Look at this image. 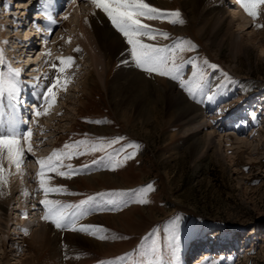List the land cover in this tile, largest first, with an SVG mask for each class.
Returning <instances> with one entry per match:
<instances>
[{
  "label": "rangeland",
  "instance_id": "rangeland-1",
  "mask_svg": "<svg viewBox=\"0 0 264 264\" xmlns=\"http://www.w3.org/2000/svg\"><path fill=\"white\" fill-rule=\"evenodd\" d=\"M40 1L21 0L17 9V1L0 0V49L7 64L23 69L21 65L33 48H37L34 59L39 54L45 56L42 51L48 42L51 62L57 57L74 58L67 69L73 78L66 85L67 94L62 90L52 110L40 118H35L34 99L26 98L29 104L25 106L20 102L27 90L24 81L39 79L35 72H21L20 100L14 109L8 98L0 102V119L7 121L14 116L21 131H32L31 143L37 147L32 152L35 156L27 159L26 154L20 172H28L36 181L37 160L62 149L65 143L97 141L100 137L123 139L104 151H86L91 145H81L76 150L84 155L64 160L78 172L70 178L46 171L51 177L48 186L66 189L49 193L48 199L69 205L93 199L69 209L66 227L57 228L51 221L41 242L33 238L31 228L35 225L36 230L45 223L47 209L38 202L40 196L45 199L44 192L37 194L35 202L40 205L32 214L28 211L25 216H16L20 198L29 190L35 191L36 186L27 184L14 166L9 168L4 162L10 175L7 190L0 184V200L6 203V209H0V264H132L141 257L145 264H264V26H257L264 25V5L254 20L238 4L243 17L251 20L246 27L252 25L242 30L240 21L222 23L218 16L210 15L220 1L226 9L223 15L230 16L232 0H146L161 10L181 13L183 24L143 19V23L169 34L167 38L143 39L169 48L183 42L186 50L177 54V63L183 62L180 79L191 77L193 65L205 73L204 86L193 98L181 87L180 79L150 74L135 64L147 79L156 80L154 86L130 85L122 92L114 89L116 84L124 85L125 65L132 61L131 46L101 10L105 23L89 21L96 9L91 0L56 3L61 9L56 20L62 22L51 27L52 32L44 31L51 34H34L32 46L20 44L19 54L25 59L17 65L13 60L16 48H9L8 25L14 27L17 41L23 40L25 26L19 27V22L26 16L21 17V7L27 9V19L33 22L39 17ZM7 10L18 13L16 22L5 17ZM115 39L121 40L122 47L114 48ZM77 47L80 51H75ZM73 51L78 54L73 55ZM171 86L191 103L211 107L216 100L213 114L200 115L195 121L177 118L176 103L169 98ZM125 95L130 96L129 101H124ZM223 95L225 99L219 100ZM237 116L241 117L234 121ZM206 121L214 125L212 130L223 131V137L206 135L212 131L209 129L200 130L199 124ZM39 132L45 140L36 144ZM129 154L131 158L126 159ZM149 184L151 190L143 194L147 203L126 202L127 195H118ZM87 225L103 231L91 235L78 230ZM66 231L69 236H64ZM71 236L79 240L68 243ZM128 253L132 254L129 259L117 260Z\"/></svg>",
  "mask_w": 264,
  "mask_h": 264
},
{
  "label": "snow or ice",
  "instance_id": "snow-or-ice-1",
  "mask_svg": "<svg viewBox=\"0 0 264 264\" xmlns=\"http://www.w3.org/2000/svg\"><path fill=\"white\" fill-rule=\"evenodd\" d=\"M75 3V0H72ZM239 6L244 12L252 17L254 20L260 14L261 6L264 5V0H237ZM91 3L96 9L101 10L111 24L126 38V42L130 45L129 54L134 64L148 72L156 73L161 76L170 77L173 80L180 79V71L182 68L181 63H177L178 53L185 51L183 42L176 43L174 47L169 48L167 46H156L152 43H145L144 37L150 40H155L157 36L164 38L168 37V33L162 30L150 27L148 24L143 23V19H167L169 23L183 24L181 13L179 10L164 11L159 8L153 7L146 0H91ZM45 19L50 23H56L53 16L45 10ZM67 19V17H64ZM262 27L264 25H257ZM70 42V41H69ZM75 51H80L77 47ZM46 55H50L46 53ZM59 65L53 63L51 69L53 71L52 78L49 80L46 90L42 94L44 101L49 107L54 104L58 98V90H67L66 85L69 82L67 76V69L74 64V58L72 56L57 57ZM126 62V61H123ZM0 102L4 98H8L12 101V107L14 109L15 103L19 102L20 91L22 82L19 77L23 71L20 68H13L6 63L3 49H0ZM210 67H216L210 65ZM191 77L188 80L180 79L181 87H183L189 95L195 98L198 91L204 86L205 73L199 67L193 65ZM62 77L64 78L62 80ZM211 99V97H209ZM41 114H47V110L43 113L41 111L36 112V116ZM94 123H102L103 121H91ZM20 122L17 121L14 116L7 121L0 119V184L7 185L8 175L10 172L4 167L6 161L9 168L14 166L17 172L22 170V165L25 159L26 153L33 152V146L31 143L32 131L30 129L21 131L19 127ZM122 137L115 138H97V141H76L72 145L65 143L62 149H54L52 153L46 158H40L37 160L39 165V171L37 172V179L39 183V189L44 192L45 199L40 203L45 205L47 212L43 219L51 220L55 223L57 228L66 227V220L70 217L69 209H77L85 204H88L93 198L88 197L87 200L80 201L79 205L63 204L59 200H50L47 198L49 193L66 191L63 187H50L48 181L51 177L46 175L47 172L55 173L59 176H68L78 174L77 170L72 165L64 164L65 159H71L73 156L84 155L85 152L78 151L81 145H91L86 148V151H104L106 148L117 143ZM131 147H137L136 145H130ZM69 149H72L69 151ZM131 158V154L125 157ZM96 163V161H93ZM116 166H119V162H116ZM86 167V166H84ZM66 169L61 171V169ZM152 186L149 184L145 188L139 190H130L129 193H119L118 195H127L128 201L147 203L146 199H143V194L150 191ZM103 195V193L99 194ZM77 230V229H73ZM81 232H87L91 235H96L97 231H103L98 226L87 225L78 229ZM100 239L106 237L100 236ZM178 239V237H177ZM152 252H156V248H152ZM132 256L131 253L126 254L123 257H118V261L129 259ZM101 264H112V262H101ZM132 264H145V261L141 257Z\"/></svg>",
  "mask_w": 264,
  "mask_h": 264
},
{
  "label": "bare ground",
  "instance_id": "bare-ground-1",
  "mask_svg": "<svg viewBox=\"0 0 264 264\" xmlns=\"http://www.w3.org/2000/svg\"><path fill=\"white\" fill-rule=\"evenodd\" d=\"M15 1H17V3H18V6L19 7H16L17 9L18 8H20V1L21 0H15ZM39 0H36V2H38ZM76 1V0H75ZM158 2H162V0H157ZM147 2V1H146ZM220 2V1H219ZM219 2H217L214 6V9L212 10V12H211V14L210 15H213V16H218V18L222 21V23H225L228 19H229V21L232 23L233 21H240V23H239V25L241 26V29L243 30L246 26H248V24L250 23V19H247L246 17H243V15H242V13L240 12V9H239V6H238V2H237V0H232L231 2H230V4H233L232 6H233V10H228L230 13H232L230 16H224L223 14H224V12H226V9H224V7H223V4H222V2L221 3H219ZM56 3H60V0H41L40 1V4H39V10H38V16L39 17H37L36 19H34L35 21H31V20H28L27 18V16H29L28 14V12H26L27 11V9H24V8H22L21 7V11H24V13H23V15L21 16V17H23L24 15L26 16L25 17V19H23V20H20L21 22H19L20 23V25H19V27H24L25 26V29H23L22 31H24L25 32V35H23L24 36V39L23 40H21V39H19L20 41H17L18 40V38H16V34H15V31L13 30V28L12 27H10V25H8V31H9V33H8V36H9V38H10V41H11V44L9 45V48L10 49H12L13 47H15L16 48V50H15V56L13 57V60H14V62L18 65V64H20V62H24V59H25V57H23V58H21V54H19V52L22 50V48L20 49V47H19V45L20 44H22V43H24V42H28V43H30V46H32L33 44H34V41L36 40V38H34V37H32L34 34H38L40 37L41 36H46V35H48V34H51V33H49V32H47V33H44V31H51L52 32V29H51V27H54V26H56V25H58L59 26V24L62 22V20H60V21H57L56 20V17L58 16V12L61 10L60 9V6H58V4H56ZM36 4V3H35ZM45 10H47L52 16H53V18L55 19V21H56V23H54V24H52V23H50L49 21H47L46 19H45V16H44V12H45ZM21 11H19V13L21 12ZM96 15L95 16V18H93V16H94V14ZM101 13V12H100ZM99 13V9H93V12L92 13H90V15H89V21L90 22H92V23H94L95 21L96 22H98V23H105V17H104V15H102V14H100ZM18 13L17 12H15V13H12L11 12V10H7V12H6V14H5V17H9V21L11 20V22H16L15 20H17V15ZM12 16V17H11ZM15 16V17H14ZM21 17H19V18H21ZM32 18V17H31ZM107 19H108V17H107ZM108 21V20H107ZM95 22V23H96ZM30 23H32L31 24V28L30 29H28V26L30 25ZM108 23V22H107ZM102 25V24H101ZM104 25V27L106 26V24H103ZM92 27V26H91ZM252 27V25L251 26H249V27H246V29H248V28H251ZM34 29V30H33ZM15 30H17L16 28H15ZM33 30V31H32ZM88 30V29H87ZM96 31V30H95ZM87 32V31H86ZM23 33V32H22ZM89 35V34H88ZM91 35V34H90ZM88 37V36H87ZM46 37L43 39V41H46ZM39 40H40V38H39ZM89 40V39H88ZM23 41V42H22ZM46 43V42H45ZM27 44V43H26ZM35 44H41V43H35ZM92 45V44H91ZM41 46V45H40ZM113 46H114V48L115 47H117V48H120V47H122V42H121V40L120 39H115V40H113ZM60 47V46H59ZM30 47H27L26 49L28 50ZM34 49H37L36 47L35 48H33V50H31V53L30 54H28L27 56H26V60H25V63L23 64V65H21V68H23L22 70L24 71V69H26L27 71V73L28 72H35L34 74H35V76H40L39 77V79H31V80H25L24 81V84L26 85H24L25 86V88L27 89L26 91H25V95H24V97H23V99L20 101L21 102V105H23V106H25L26 105V103H28V100H27V102H25V99L26 98H29V99H34V102H35V106L33 107V108H35L36 110H35V112H37V111H41L42 113L45 111V110H47V112L49 111V110H52L51 109V107H45L44 106V103H45V101H44V98H43V96H42V94L44 93V91L46 90V86L48 85V83H49V80L52 78V75H53V71H52V69H51V65L53 64V63H55V64H57V65H59V61L58 60H52V62L49 60V57L46 55V53H48L49 52V49H50V46H49V44H48V42H47V44H45V47L43 48V51H42V53H44L45 54V56H43V57H41L40 56V54H39V56L37 57V58H35L34 59V55L36 54V50H34ZM13 50V49H12ZM35 51V53L32 55V52H34ZM25 53H26V51H25ZM72 54L73 55H77L78 54V52H72ZM126 60V59H125ZM33 63H36V64H33ZM40 65L41 67H39L38 69H35V68H33V69H31V67H33L34 65ZM24 65H26L27 67H25L24 68ZM45 66H47V69H46V71H44V67ZM125 68L127 69H125L127 72L126 73H124L123 72V75L124 74H126V77L124 78V85H122V87H120L119 86V84H114L115 85V88L114 89H118V90H122V91H125V90H129L128 88H129V86L131 85V86H136V85H138V86H140V85H142L144 88H146V87H153L154 86V84H155V81L156 80H154V81H152V80H150V79H152V78H149V79H147L146 78V76L145 75H143L142 73H140L138 70H137V68L135 67V65H134V63H133V61H127V64L125 65ZM42 71V72H40L39 74H38V72L39 71ZM73 71H75V70H73ZM72 73V72H71ZM68 74L67 76H68V79H69V81H71L72 80V76H73V73L72 74ZM118 74H119V72H118ZM120 75V74H119ZM118 75V76H119ZM31 78H35V77H31ZM41 78H42V80H41ZM123 78V77H122ZM64 78L62 77V80H63ZM161 80V79H160ZM119 81V80H118ZM146 85V86H145ZM112 87V86H111ZM120 87V88H119ZM113 88V87H112ZM165 88V87H164ZM171 93H170V96H169V98L171 99V100H174L175 101V103H176V105H175V108H176V111L178 112V115H177V118L178 117H180V119L182 118V119H187V118H189V117H191L190 118V120L192 119V121H195L196 119H197V117L198 116H200V115H208L209 113H211V114H213V112H214V110H213V108H214V105H215V102H216V100H214V104H212V106L210 107H206V106H204V105H200V103H191L190 101H188V99H186L180 92H176V89H175V87L174 86H171ZM166 90V89H165ZM170 90V89H169ZM69 91H70V89H69ZM121 91V92H122ZM62 89L61 90H58V98L62 95ZM67 92H68V89L66 90V94H67ZM167 92V91H166ZM169 92V91H168ZM115 93V92H114ZM224 94V93H223ZM124 95V94H123ZM227 95V94H226ZM226 95H223V96H220L219 97V100H223V99H225V97H226ZM121 97V96H120ZM129 95H125L124 97H123V99H124V101L126 100V101H129ZM117 98V97H116ZM123 99H122V101H123ZM20 100V99H19ZM117 101V100H116ZM125 101V102H126ZM209 102L208 103H210V100H208ZM29 104V103H28ZM143 106V105H142ZM142 106L140 105V109L139 110H141L142 109ZM22 107H20L19 106V109H21ZM79 111V110H78ZM224 112V111H223ZM210 116H212V115H210ZM40 118L41 117V115L40 116H36L35 115V118ZM216 117V116H215ZM241 117V116H240ZM240 117H235V119H234V121L235 120H238ZM226 118V117H225ZM189 121V120H188ZM42 123V122H41ZM230 125H231V123H232V120H230V122H228ZM223 125L226 127V126H228L227 124H225L224 122H223ZM224 127V128H225ZM42 134H43V130H45V125H43L42 126ZM199 129L200 130H204V129H209V130H212V129H214V125L212 124V123H208V121H206V122H203V123H201V124H199ZM218 131V132H217ZM41 132H39V136L38 137H36L35 138V140L37 141L36 142V144L38 143V140H45L44 138V135L42 136L41 135ZM207 132H208V130H207ZM222 132L223 131H219V130H212V131H209L208 133H206V135H209V136H211V134H217V135H219L220 137H223L222 135ZM41 142H43V141H41ZM33 145H35V144H33ZM35 148H37V147H34L33 146V150L35 149ZM28 156H26L27 157V159H30L31 158V156H35L34 154H32V153H26ZM25 163V162H24ZM22 166H24V164L22 165ZM29 171V170H28ZM31 173V172H30ZM16 174H19L21 177H24V181H26V182H29V183H27V184H31L32 186H36V189H35V191H33V190H29L28 191V195H26V196H24V197H21L20 198V203H17V204H20L15 210H16V216H25V215H27L28 213L29 214H32L37 208H38V204L40 205V203H38L39 202V200L41 201V200H43V198L40 196V197H38V202H35L36 201V198H37V194H39V193H41V192H43L42 190H40L39 189V183H38V179H36V181H35V179L33 178V177H30V176H28V172L26 173H23V172H17ZM31 175V174H30ZM35 175V174H34ZM37 177V176H36ZM110 178V177H109ZM18 179H19V177H18ZM17 179V177H16V179H14L15 180V182H17L16 180H18ZM103 179V178H102ZM22 182V181H21ZM31 182V183H30ZM33 182V183H32ZM2 185V184H1ZM7 186L9 187V184L7 183V185H4V188H3V190H7ZM3 187V186H2ZM18 187H19V185L18 186H15V188L16 189H18ZM27 188V187H26ZM2 190V191H3ZM22 191V190H21ZM41 191V192H40ZM18 192H20V191H18ZM24 193V191L22 192V194ZM2 195V194H1ZM20 196H22V195H20ZM21 200H23V202L21 201ZM1 201V200H0ZM35 205H37V207H35ZM30 208H29V207ZM0 209H3V210H5L6 209V203L5 202H3V201H1L0 202ZM28 211H30V212H28ZM25 212H28V213H25ZM50 224H51V220H45V223L40 227V228H37L36 230H33L34 229V226L35 225H33L32 226V228H31V230H32V232H33V234H32V236H33V238L34 239H36V240H38V241H40L41 242V239H43L44 238V236H45V234H47V231H49L50 229ZM52 225V224H51ZM18 231H22V229H18ZM22 234V233H21ZM21 234H19V235H21ZM65 235H67V236H69V234H68V232L66 231V232H64V236ZM66 236V237H67ZM85 238V237H84ZM54 239H56V238H54ZM78 239V238H77ZM77 239H75V238H73L72 236L69 238H67V242L68 243H70V242H72V241H75V240H77ZM79 240V239H78ZM59 241V240H58ZM49 246V245H48ZM55 247V246H54ZM54 250V249H53ZM204 255V254H203Z\"/></svg>",
  "mask_w": 264,
  "mask_h": 264
}]
</instances>
